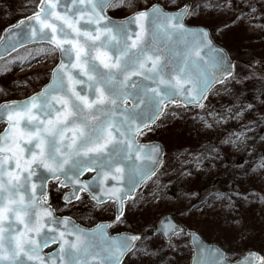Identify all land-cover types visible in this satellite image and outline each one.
Listing matches in <instances>:
<instances>
[{"label":"snow or ice","instance_id":"snow-or-ice-1","mask_svg":"<svg viewBox=\"0 0 264 264\" xmlns=\"http://www.w3.org/2000/svg\"><path fill=\"white\" fill-rule=\"evenodd\" d=\"M25 7L31 14L4 29L0 59L38 43L49 47L13 56L6 65H30L56 52L60 62L36 95L0 107V264H177L168 259L179 251L176 240L195 237L174 218L149 231L161 239L152 245L143 232L113 238L57 213L91 201L90 210L114 206L112 223L127 224L128 213L146 200L139 189L151 181V190L164 163L160 144L144 146L138 138L173 127L170 104L200 109L205 129L243 121L246 131L225 143H244L255 132L253 122L264 118L246 119L254 106L240 101L235 88L248 77L234 71L228 49L217 41L236 21L259 17L264 25V0H242V6L235 0H34ZM129 7L137 9L131 17L109 15ZM9 11L22 9L8 3L2 14ZM206 11L232 20L215 30L191 23ZM216 85L232 96L219 118L205 103ZM259 169L264 157L245 171ZM184 175L190 178L191 171ZM51 182L64 190L63 209L53 207ZM219 251L201 245L196 264H221ZM234 264H264V254L249 252Z\"/></svg>","mask_w":264,"mask_h":264},{"label":"rangeland","instance_id":"rangeland-1","mask_svg":"<svg viewBox=\"0 0 264 264\" xmlns=\"http://www.w3.org/2000/svg\"><path fill=\"white\" fill-rule=\"evenodd\" d=\"M136 2L143 5L146 0H136ZM169 2L170 0H162L165 4ZM235 2L242 6V0H235ZM8 3H11L12 9H22V11L15 14L9 11L8 16L3 15ZM32 3L34 0H0V36L7 25L15 23L25 14H31V8L25 5ZM136 11V8L129 7L111 14L115 17H124ZM231 20V14L225 16L206 11L191 23L215 30L218 25L223 27ZM237 28L240 30L238 37L235 36ZM229 29L227 36L218 42L228 49L235 60V72L246 75L248 77L246 82H249L252 72L245 61L257 62L258 58L264 59L262 55L258 58L256 56L258 51L264 53V25L259 17L255 20L248 18L243 22L236 21L235 24H230ZM46 47L49 46L46 44L31 45L27 49L23 48L13 53L12 56L0 59V89H2L0 90V104L28 97L41 90L49 81L51 72L59 61L58 52L33 60L30 65L19 62L6 65V61L11 60L13 56H19L28 50ZM258 74L262 78L261 72ZM239 86L241 85L235 88L240 90ZM240 101L245 105L254 106L252 112L247 115V120L252 121L253 117L264 118V103H262L264 96L248 98L240 95ZM205 103L206 110L219 118L220 113L227 114L232 105V96L220 85L211 92ZM169 110L175 113L174 116H169L173 127L167 131L143 136L147 141H152L159 136V133L163 134L161 135L166 147V161L159 180L151 186V190H149L151 183L145 184L139 190L137 195L144 193L146 200H141L137 209L128 213L127 224L117 226L114 231L120 232L125 227L127 229L128 226H132L135 232H141L146 225H156L165 213H172L187 229L197 230L206 239L219 242L226 247L230 259L237 258L249 250L264 254V169L245 171L254 168L255 163L264 157V139H262L264 119H261L260 125L253 122L252 126L256 130L254 133H247L244 143L238 141L236 144H231L225 141L235 139L232 133L246 131L241 127L243 121L221 120L213 129H205L198 118L200 109L170 104ZM3 127L4 125L0 124V129ZM215 141L220 145L228 146V151L221 150L216 144L212 152L206 153ZM198 157L199 160H197ZM189 171H191L190 178L184 175ZM215 180L218 186L214 184ZM54 184L55 182H51L49 185L51 202L53 207L63 209L62 192L64 190H57ZM222 188L229 191L227 195H222L220 191H217ZM247 196L254 200L253 205L256 211L239 215L236 209L238 203ZM219 197H231L232 199L226 202V199ZM90 203L91 201L83 205L77 204L71 211L59 213L73 216L89 224L112 220L115 216L114 206H108L103 211L90 210ZM141 213L150 221L148 222ZM181 215L188 216V219H181ZM145 241L152 245L161 243V239L156 236L145 237ZM176 244L179 251L170 254L168 259L175 258L177 264H188L190 257L188 239L176 240ZM138 264H159V261L141 260Z\"/></svg>","mask_w":264,"mask_h":264},{"label":"water","instance_id":"water-1","mask_svg":"<svg viewBox=\"0 0 264 264\" xmlns=\"http://www.w3.org/2000/svg\"><path fill=\"white\" fill-rule=\"evenodd\" d=\"M136 12H134V13H132V14H130V15H128V16H125V17H131V16H133L134 14H135ZM125 17H122V18H116V17H114V19H117V20H123ZM24 18V17H23ZM23 18H21V19H23ZM5 39V37H4V31H3V33H2V35H1V37H0V41H3ZM36 44H38V43H36ZM31 45H34V44H29L28 46H31ZM20 49H23V48H20ZM20 49H18V50H20ZM4 51V45L3 44H0V53H2ZM15 53V52H14ZM13 54V53H12ZM58 55H59V61H58V64H59V62H60V54H59V52H58ZM7 57H9L8 55H5L4 56V58H7ZM3 58V59H4ZM230 58H231V56H230ZM231 60H232V63L233 64H235V62H234V60L231 58ZM57 66V65H56ZM55 66V67H56ZM53 71V70H52ZM51 82V77H50V79H49V81L46 83V84H48V83H50ZM45 84V85H46ZM44 85V86H45ZM216 86H218V85H216ZM216 86H214L213 87V89L216 87ZM43 88V87H42ZM41 88V89H42ZM212 89V90H213ZM211 90V91H212ZM40 91V90H39ZM37 93V92H36ZM36 93H34V94H32V95H30V96H28V97H26V98H22V99H16V100H9V101H5V102H3V103H1L0 104V107H2L5 103H7V102H23V101H25V100H27L29 97H31V96H34V95H36ZM0 124H2V123H0ZM138 143H140V144H142V145H144V146H147V145H150V144H154V143H158V144H160L161 145V147L164 149V153H165V146H164V144L162 143V142H158V141H148V142H140L139 141V138H138ZM164 156H165V154H164ZM164 156H163V162H164ZM88 175H93V174H88ZM41 178H43V174H41ZM50 184V183H49ZM48 188H49V185H48ZM57 215L59 216V214L57 213ZM63 216H69V215H63ZM71 217V219L75 222V224L79 227V228H81V229H83L84 231H86V232H93V231H99V230H103V232H105L106 234H108L109 236H111V237H113V238H116V237H123V236H125V235H130V234H132V233H135V232H132V231H122V232H118V233H112L111 232V230H110V227H111V225H112V221H102V222H99V223H97L96 225H93V226H86V225H83V224H81V223H79L76 219H74L72 216H70ZM165 219H167V220H172V218L170 217V216H167V217H164V218H162L161 220H160V222H163ZM138 234V233H137ZM191 235L192 236H194L195 237V239L194 240H190V244H191V246H192V249H193V253H192V256H191V259H190V264H196V262H197V259H203V257H200L199 255H198V248L202 245L204 248H218L220 251H219V253H218V257L221 259V264H223V261H228L229 262V264H234V262L235 261H238V260H243L246 256H247V254L249 253V252H255V253H258V254H260L258 251H255V250H250V251H247L242 257H240L238 260H235V261H230V260H228V258H227V251L222 247V246H220L219 244H217V243H210V242H208V240H206L198 231H196V230H192L191 231ZM55 247V245H53V246H51L50 248H48V249H45V252H50L51 250H52V248H54Z\"/></svg>","mask_w":264,"mask_h":264},{"label":"trees","instance_id":"trees-1","mask_svg":"<svg viewBox=\"0 0 264 264\" xmlns=\"http://www.w3.org/2000/svg\"><path fill=\"white\" fill-rule=\"evenodd\" d=\"M111 14V12H109ZM112 15V14H111ZM113 16V15H112ZM13 22V21H12ZM10 25V24H9ZM8 26V25H7ZM4 31V29H3ZM2 31V32H3ZM240 30L239 28H237L235 30V36L238 37ZM218 42V41H217ZM220 43V42H219ZM221 44V43H220ZM223 45V44H222ZM259 55L264 56V53H260V51H258V53L256 54L257 58ZM259 60L256 62H249V61H245L246 65H248V67L250 68L251 73V78L249 82L244 83L243 85L239 86L240 87V91H241V95H243L244 97H259L261 96V93L264 92V59L262 58H258ZM261 72L262 74V78H260L258 72ZM219 144V143H218ZM220 145V144H219ZM221 146V145H220ZM213 147H209L206 152H208L209 150H213ZM222 147V146H221ZM254 204V200L251 199L249 196H247L243 202L242 205H238L237 206V212L239 215H244V214H248V212H252L254 213L256 211L255 209V205ZM59 213V212H58ZM142 214V213H141ZM142 216L147 220V218L142 214ZM188 219V216H182L181 215V219ZM79 222H81L82 224L85 225H90L87 222H84L82 220L77 219ZM148 222L150 221L149 218L147 220ZM189 222V220H187ZM147 222V223H148ZM128 230L131 231H136L132 226H128L127 228Z\"/></svg>","mask_w":264,"mask_h":264},{"label":"flooded vegetation","instance_id":"flooded-vegetation-1","mask_svg":"<svg viewBox=\"0 0 264 264\" xmlns=\"http://www.w3.org/2000/svg\"><path fill=\"white\" fill-rule=\"evenodd\" d=\"M162 133H159V136H157V137H155L152 141H158V142H162L163 143V141H164V139L162 138V135H161ZM161 137V138H160ZM163 139V140H162ZM139 141L140 142H147V140L145 139V138H143V136L142 137H139ZM164 144V143H163ZM217 144V145H216ZM214 145H216L217 147H219L221 150H223V151H228V146H223V145H219L216 141L213 143V146ZM216 147V148H217ZM214 148V147H213ZM208 152H212V150H209ZM207 153V152H206ZM224 153H227V152H224ZM165 161H166V152H165V159H164V163H163V166H164V164H165ZM235 164H236V162H235ZM163 168V167H162ZM162 168L159 170V172H158V176L161 174V171H162ZM147 183H151V181H148ZM146 183V184H147ZM214 184H217V186H218V182H217V180H215L214 181ZM228 187H229V184L227 185ZM230 188V187H229ZM235 189L237 190L238 189V186L236 185L235 186ZM217 191H220L221 193H222V195H227L228 194V190H226V189H219V190H217ZM219 194V193H218ZM242 202L243 201H240V203H238V205H242ZM114 213V212H113ZM112 213V214H113ZM167 216H170L172 219L174 218L175 219V221H177V222H179V220H178V218H176L177 216H175V215H173L172 213H168V214H164L163 216H162V218H164V217H167ZM179 217V216H178ZM114 216H113V219H112V221L114 220ZM161 218V219H162ZM181 218V217H180ZM179 218V219H180ZM160 219V220H161ZM159 220V221H160ZM180 223V222H179ZM147 224H149V223H147ZM180 225L181 226H184V225H182L181 223H180ZM117 227V225H115V224H113L112 223V225H111V227H110V230H111V232L112 233H116L115 231H114V229ZM185 227V226H184ZM126 228V227H125ZM124 228V230H128V229H125ZM128 228V227H127ZM157 228V223H156V225H153V224H151V225H146V227L145 228H142V231L141 232H143V233H145V237H148V236H155V232H153L152 233V235H148V233H149V231L150 230H152V229H156ZM185 229H186V233H187V231H188V229L185 227ZM190 230H193V229H190ZM140 231H138V232H136V233H141ZM203 236V235H202ZM204 237V236H203ZM205 238V237H204ZM206 239V238H205ZM206 240H208V239H206ZM208 242H210V243H217V244H219L220 246H222L226 251H227V258H228V260H230V261H235V260H238L240 257H242L245 253H243L241 256H238L237 258H234V259H230V254L228 253V250L226 249V247H224L222 244H220L219 242H216V241H211V240H208ZM188 243H189V249H190V257H189V262H188V264H190V259H191V256H192V253H193V249H192V246H191V244H190V240L188 239Z\"/></svg>","mask_w":264,"mask_h":264}]
</instances>
